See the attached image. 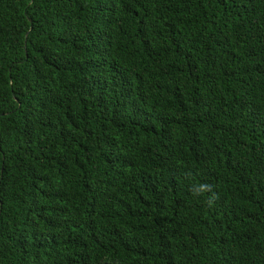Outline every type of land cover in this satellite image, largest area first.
Segmentation results:
<instances>
[{
	"label": "trees",
	"instance_id": "obj_1",
	"mask_svg": "<svg viewBox=\"0 0 264 264\" xmlns=\"http://www.w3.org/2000/svg\"><path fill=\"white\" fill-rule=\"evenodd\" d=\"M0 264H264V0H0Z\"/></svg>",
	"mask_w": 264,
	"mask_h": 264
},
{
	"label": "clouds",
	"instance_id": "obj_2",
	"mask_svg": "<svg viewBox=\"0 0 264 264\" xmlns=\"http://www.w3.org/2000/svg\"><path fill=\"white\" fill-rule=\"evenodd\" d=\"M209 187H210V186L207 185V184H201V185L199 186L198 192H197L196 194L199 195V194H202L203 192H206V191L208 190ZM215 198H216V197L213 196V197L210 199L209 203L211 204V202L214 201Z\"/></svg>",
	"mask_w": 264,
	"mask_h": 264
}]
</instances>
